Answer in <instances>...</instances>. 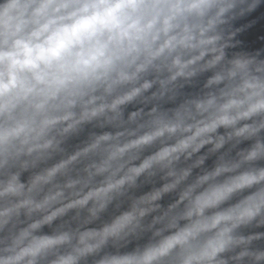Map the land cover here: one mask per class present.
Wrapping results in <instances>:
<instances>
[{"label":"clouds","instance_id":"obj_1","mask_svg":"<svg viewBox=\"0 0 264 264\" xmlns=\"http://www.w3.org/2000/svg\"><path fill=\"white\" fill-rule=\"evenodd\" d=\"M0 264H264V0H0Z\"/></svg>","mask_w":264,"mask_h":264}]
</instances>
